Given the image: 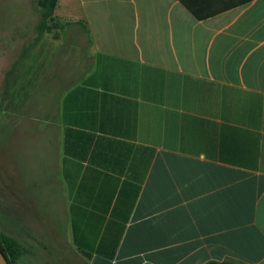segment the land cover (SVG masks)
Here are the masks:
<instances>
[{
  "label": "crops",
  "instance_id": "0c3cea01",
  "mask_svg": "<svg viewBox=\"0 0 264 264\" xmlns=\"http://www.w3.org/2000/svg\"><path fill=\"white\" fill-rule=\"evenodd\" d=\"M56 15L88 27L91 69L48 128L56 196L13 203L54 219L0 228L21 264H264V0Z\"/></svg>",
  "mask_w": 264,
  "mask_h": 264
},
{
  "label": "rangeland",
  "instance_id": "374dc122",
  "mask_svg": "<svg viewBox=\"0 0 264 264\" xmlns=\"http://www.w3.org/2000/svg\"><path fill=\"white\" fill-rule=\"evenodd\" d=\"M37 2L0 0V228L4 229L17 219L30 229L41 220L54 219L49 208L18 213L13 203L31 196L43 203L56 196L58 188L51 182L54 139L48 128L57 122L64 92L91 69L86 25L63 22L55 11V21L41 33ZM5 191L10 193L7 198Z\"/></svg>",
  "mask_w": 264,
  "mask_h": 264
},
{
  "label": "trees",
  "instance_id": "16d2710c",
  "mask_svg": "<svg viewBox=\"0 0 264 264\" xmlns=\"http://www.w3.org/2000/svg\"><path fill=\"white\" fill-rule=\"evenodd\" d=\"M58 0H38L37 7L40 15L38 30L43 33L44 29L49 27L50 21H55V11ZM63 28V27H61ZM49 29V28H48ZM88 30V27L86 26ZM89 32V31H88ZM0 249L6 257L9 264H19L23 250L17 240L0 230ZM215 264V263H213ZM231 264V263H224Z\"/></svg>",
  "mask_w": 264,
  "mask_h": 264
},
{
  "label": "water",
  "instance_id": "95a60500",
  "mask_svg": "<svg viewBox=\"0 0 264 264\" xmlns=\"http://www.w3.org/2000/svg\"><path fill=\"white\" fill-rule=\"evenodd\" d=\"M0 264H9L1 249H0Z\"/></svg>",
  "mask_w": 264,
  "mask_h": 264
}]
</instances>
